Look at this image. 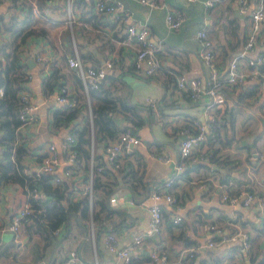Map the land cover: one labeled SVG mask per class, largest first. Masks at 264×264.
Here are the masks:
<instances>
[{
	"label": "crops",
	"instance_id": "1",
	"mask_svg": "<svg viewBox=\"0 0 264 264\" xmlns=\"http://www.w3.org/2000/svg\"><path fill=\"white\" fill-rule=\"evenodd\" d=\"M119 1L121 9L96 13L92 11L93 0H72L70 11L66 9L65 0H0V15L7 16L13 11L15 18L22 20L24 31L30 30L23 38L19 35L16 39L19 60L23 63L20 71L26 76L20 89L29 88L38 103L35 121L21 128L16 136L18 139H14V146L20 145L24 149L21 165L36 169L46 144L54 142L59 147L64 134L69 132L67 127L53 126V112L62 106L53 98L46 97L47 92L57 89V85L49 88L45 80L54 75L53 80L59 82L60 87L67 86L78 98V104L79 101L83 103L79 104L78 119H74L78 128L84 125L85 114L91 117V104L98 102L96 96L89 93L86 96L82 91L74 68L67 63L68 55L77 53L86 65L92 66L104 65L105 61L111 60L102 88H108L125 102L136 104L142 116L140 123L132 124L128 120L130 112L119 111L117 114V121L127 123L128 128L141 139L121 154L123 172L112 167L106 159V140L96 139L89 145L94 161L109 168L108 172L96 174L109 180L112 175L116 176L111 190L118 186L130 189L121 197L123 203L118 206L123 212L111 214L116 222L115 229L112 230L113 225L109 223L107 226L93 224L92 230L90 222H87V231L83 232L74 223L66 234L64 225L56 234L52 229L50 239L44 232L45 225L31 216L23 222L19 235L14 239L13 233L4 226L15 206L23 199V184L16 180L0 182V237L2 245L8 247V253L0 255V264H54L63 261L74 247L79 250L83 264L115 261V254L104 245V234L108 230L114 231L117 245L122 246L148 226L150 193L157 182L172 174L173 162L179 158L183 117L201 121L219 111L216 104L209 103L208 95L202 94L198 100H190L187 92L176 85L179 75L184 74L188 78L199 76L202 70L197 53L199 44L193 37L194 33L201 27L207 30L219 75L224 76L229 61L236 56L246 36L249 11L261 2L249 0L247 9L242 11L237 0H217L212 7L206 6L204 0H162L163 5L154 7L140 0ZM29 7L31 12H28ZM168 9L184 12L177 28H169L166 24ZM121 10L129 13L125 21ZM128 22H146L149 25V38L158 48L157 68L153 73L147 74L133 66L135 43L127 39ZM4 23L0 17V26L4 29L0 32V42L11 37ZM256 47L264 51V20ZM36 53L45 54L48 65L36 61ZM2 55L0 53V57ZM239 62L241 68L248 72L247 77L242 82L223 87L227 108L223 117L216 116L212 122V130L219 133V143L235 150L204 144L193 148L192 157L186 160L183 171L174 178L170 187L180 205L177 211L180 221L172 219L173 205L162 201L161 230L143 238L142 256L132 264H153L148 256L152 247L165 251L169 264H229L232 261L264 264V204L259 205L255 201L247 205L240 202L232 204L222 198L223 192L237 193L240 190L251 191L264 198V87L260 76L252 73L246 59ZM147 96L158 100L160 114L146 103ZM119 97L115 102H120ZM244 152L246 157L243 160ZM156 153H163L169 159L163 161ZM215 154H218L216 159L213 158ZM60 168L54 172H61ZM85 170L83 168L70 177L63 176L60 184L52 182L51 174H43L40 179L46 187L39 185L40 198L46 200L40 201V207L55 200L50 192L61 194L62 200H78L87 181ZM134 175L141 176L140 183L136 184ZM102 188L101 184L95 186L96 191ZM127 197H131L133 203H128ZM206 220L222 226V231L202 230L200 223ZM240 229L248 233L247 246L242 244L240 236H235ZM88 236L91 238L89 243L86 242L90 240ZM208 238L216 242L204 245ZM197 243L204 246L194 257H179L181 248Z\"/></svg>",
	"mask_w": 264,
	"mask_h": 264
},
{
	"label": "built area",
	"instance_id": "2",
	"mask_svg": "<svg viewBox=\"0 0 264 264\" xmlns=\"http://www.w3.org/2000/svg\"><path fill=\"white\" fill-rule=\"evenodd\" d=\"M142 3H146L149 6H161L164 4L162 0H140ZM190 1V0H189ZM217 0H204L206 6L212 7ZM242 11H245L248 7L249 0H237ZM72 0H65V6L70 11ZM121 3L119 0H93L92 11L96 13L113 12L117 9H121ZM250 19L246 30V36L242 43V46L236 56L231 58L228 63V68L224 76L219 75V69L215 61V53L211 38L208 36L207 30L203 27L196 30L193 37L198 41V57L202 64L201 72L199 76L187 77L181 74L176 79V85L184 89L191 100H198L202 94H206L210 98L209 103H214L218 107L219 111L215 115H209L205 120H198L188 117H183V122L180 127V138L178 144L179 158L173 162V172L170 176L157 182L153 187L150 197L152 199L149 204V222L148 226L138 235H135L133 239L122 246L117 245V235L114 231L108 230L105 232L103 242L106 248L111 250L115 254V261L108 264H132V262L142 256L140 247H142L143 238L149 237L152 234L158 233L162 227V213L163 205L162 201H166L173 205V221L179 222L181 216L177 213L180 205L172 194L170 187L176 176H178L184 169L186 160L190 159L193 155L192 151L194 147L203 145H211L220 147L221 149H230L234 151L231 146H223L219 143V133L212 130V122L217 119L216 116H224L225 109L227 108V98L223 93V87L231 86L242 82L247 77V71L240 66V59H246L247 64L251 67L252 73L260 76L261 86L264 87V70L261 69L264 65V51L256 49V40L258 32L261 28V24L264 20V0H261L260 4L249 11ZM128 11L121 10V16L123 21L128 19ZM184 18V12L180 9L172 10L168 9L165 13V21L169 28H177ZM69 22V19L67 20ZM127 39L134 41V56L132 58L133 66L136 69L142 70L147 74L153 73L157 68L158 57L156 55L157 46L150 40L149 33L150 28L146 22L135 24L134 22H128L126 26ZM4 31L0 26V32ZM3 41V40H1ZM5 58L2 55L0 61L4 62ZM35 60L41 64L48 65L46 55L42 53L35 54ZM67 63L74 68L77 76L81 81L82 91L88 96L89 89L97 87L106 75L107 68L112 65L111 60L105 61L104 65H86L80 56L75 53L68 55ZM264 68V67H263ZM47 74L50 71H46ZM3 94V86L0 85V96ZM17 106L16 113L19 124L16 126L15 131L19 133L21 128L25 127L27 123L35 121L37 117L35 114L38 108V103L34 101L33 94L29 88H23L18 91L17 94ZM47 98H53L55 102L59 103L62 108L73 107L78 104V98L69 90L67 86L50 90L46 94ZM152 109L160 114L158 111V100L154 97L147 96L145 99ZM74 136L70 132L64 134V140L59 147L56 143L50 142L46 144L43 150V156L41 158L39 166L30 170L21 165V171L27 176H30L31 182L25 180L23 183V199L15 206L11 212L10 219L5 223L4 228L13 233L14 239L19 235L21 225L28 218L33 216V212L36 209L35 205L39 202L41 195V187L37 183V180L44 174H51L52 182L60 184L63 176L70 177L75 173L81 171L83 168L87 169V181L83 188V194H88L91 199L93 191V177L95 171H100L103 167L102 164L96 163L93 159L92 153L85 160L81 158L75 148L72 147L74 143ZM18 139V138H16ZM15 139V140H16ZM141 141L140 136L133 132L130 128H123L116 137L108 138L104 143V149L106 153V159L112 167L119 169L122 166L121 154L127 151L132 145ZM156 156L163 161L169 159L168 156L163 153H156ZM244 155L242 158L244 160ZM249 165V164H248ZM61 167V172L55 173V169ZM130 189L126 186H118L111 190L108 194V202L112 206H121L123 203L122 196L127 195ZM222 198L229 201L232 204L241 203L243 205L250 204L255 201L259 205L264 204V198L262 196H256L253 192H237L228 193L223 192ZM128 203H133L131 197H127ZM39 210V209H38ZM92 222V220L90 221ZM222 226L213 221H202L200 228L204 231L213 230L216 232L222 231ZM93 225H91V229ZM62 229V225L53 228V233H58ZM242 238V244L247 246L248 233L245 230H238L237 235ZM216 241L213 238H208L204 245H213ZM3 240L0 237V248ZM203 243H197L188 245L180 249L178 255L180 258H191L196 255ZM148 256L153 264H169V256L165 251H161L152 247L148 251ZM84 260L80 255L77 248H72L69 254L63 261H57L54 264H83ZM229 264H241L240 262L232 261Z\"/></svg>",
	"mask_w": 264,
	"mask_h": 264
},
{
	"label": "trees",
	"instance_id": "3",
	"mask_svg": "<svg viewBox=\"0 0 264 264\" xmlns=\"http://www.w3.org/2000/svg\"><path fill=\"white\" fill-rule=\"evenodd\" d=\"M28 12H31V8H28ZM27 15V14H26ZM16 14L10 12L7 16L0 15L5 21V28H8L11 32V37L0 42V53L3 54L5 60L0 62V85L3 86V94L0 96V182L8 181H19L22 184L25 180L31 182L30 176L24 174L21 171V159L24 156V149L22 146H14V139L17 136L15 131L16 126L19 124L16 113L17 106V91L21 87V81L25 79L23 72L20 71L23 63L19 60V51L17 49L18 43L16 39L19 35L23 38L26 32L21 24L22 20L15 18ZM28 15L25 17L27 21ZM158 52H156V55ZM158 56V55H157ZM53 77H49L46 84L49 88L57 85L56 88L60 87V83L53 80ZM77 78V77H76ZM105 78V77H104ZM79 85L81 81L77 78ZM102 81L96 88L89 89V95L92 94L97 97L98 102L91 104V117L89 114H85L84 125L78 128L74 125V119H78L79 104L73 107L56 108L53 112V126L67 127L68 131L74 136V143L72 147L77 152L87 158L90 154L89 145L95 142V140L113 138L123 129L127 128V123L120 124L117 121V114L119 111H128L131 117L128 119L132 124H138L142 121L141 113L136 104L130 103L129 101H123L119 95L114 96L111 90L108 88L103 89ZM223 90V89H222ZM188 94V93H187ZM119 97L120 102H115V98ZM190 98V96H189ZM191 100V98H190ZM83 104V103H82ZM215 122V121H214ZM129 125V124H128ZM129 127L132 128L131 125ZM218 154L213 155V158H217ZM109 168L103 165L101 172H108ZM86 171V170H85ZM95 171L93 177V191L91 199L88 194H83L78 200H62L61 194L54 195L55 200L49 202V204L40 207L39 202L35 205L36 209L33 212V217L38 222L43 223L45 226L44 232L48 235L47 237L52 239L51 230L59 225H64L66 231L64 234L69 232L71 224H76L80 227V231H87V222L92 220L94 225L100 224L107 226L109 223L113 225L112 230L115 229L114 225L116 222L111 216L112 212L121 214L123 211L115 206L112 207L108 202V194L113 188V184L116 182V176L112 175L111 180L104 179L100 174H96ZM119 171L123 172L124 167L121 166ZM130 172L132 170H129ZM87 171L84 174V178H87ZM136 178V184L142 180L141 176L134 175ZM40 186L46 187V184L42 180H37ZM101 184L102 190H95V186ZM173 194V193H172ZM174 195V194H173ZM46 200V199H43ZM44 202V201H43ZM39 209V210H38ZM44 219V222L42 220ZM51 233V234H50ZM95 234L97 230L95 229ZM86 240L87 243L91 242ZM8 247L2 245L0 248V255L8 253Z\"/></svg>",
	"mask_w": 264,
	"mask_h": 264
},
{
	"label": "rangeland",
	"instance_id": "4",
	"mask_svg": "<svg viewBox=\"0 0 264 264\" xmlns=\"http://www.w3.org/2000/svg\"><path fill=\"white\" fill-rule=\"evenodd\" d=\"M55 105V104H54ZM56 106V105H55ZM240 192H242L241 190H240ZM229 193V192H228ZM91 225H93V223L92 222H90V227H91ZM248 238H249V236H248ZM133 263V262H132Z\"/></svg>",
	"mask_w": 264,
	"mask_h": 264
},
{
	"label": "water",
	"instance_id": "5",
	"mask_svg": "<svg viewBox=\"0 0 264 264\" xmlns=\"http://www.w3.org/2000/svg\"><path fill=\"white\" fill-rule=\"evenodd\" d=\"M31 60H32V62H34V60H33V59H31ZM195 63H196V64H198V61H197V60H195ZM132 146H133V145H132Z\"/></svg>",
	"mask_w": 264,
	"mask_h": 264
},
{
	"label": "clouds",
	"instance_id": "6",
	"mask_svg": "<svg viewBox=\"0 0 264 264\" xmlns=\"http://www.w3.org/2000/svg\"><path fill=\"white\" fill-rule=\"evenodd\" d=\"M92 230H93V228H92Z\"/></svg>",
	"mask_w": 264,
	"mask_h": 264
}]
</instances>
